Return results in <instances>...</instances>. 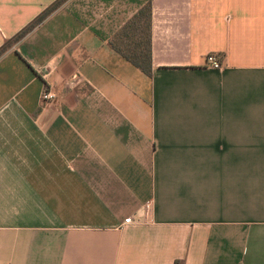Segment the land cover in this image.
Masks as SVG:
<instances>
[{
    "label": "crops",
    "instance_id": "0c3cea01",
    "mask_svg": "<svg viewBox=\"0 0 264 264\" xmlns=\"http://www.w3.org/2000/svg\"><path fill=\"white\" fill-rule=\"evenodd\" d=\"M147 1L150 75L108 43ZM175 261L264 264V0H65L0 56V264Z\"/></svg>",
    "mask_w": 264,
    "mask_h": 264
},
{
    "label": "trees",
    "instance_id": "16d2710c",
    "mask_svg": "<svg viewBox=\"0 0 264 264\" xmlns=\"http://www.w3.org/2000/svg\"><path fill=\"white\" fill-rule=\"evenodd\" d=\"M65 0H55L0 46V56L25 36ZM152 5L142 4L108 40L110 47L143 73L150 75L152 68ZM178 261H175L176 264Z\"/></svg>",
    "mask_w": 264,
    "mask_h": 264
},
{
    "label": "built area",
    "instance_id": "2783aa9c",
    "mask_svg": "<svg viewBox=\"0 0 264 264\" xmlns=\"http://www.w3.org/2000/svg\"><path fill=\"white\" fill-rule=\"evenodd\" d=\"M206 62L209 65H211V67H213V68H220L221 67V64H220L218 58L212 53H208L206 55ZM41 99L45 102H52L55 99V94L49 87L45 86L41 92ZM151 205H152L151 200L145 201V203L142 206V209H141L139 216L135 220L132 219L131 217H126L123 220V224L133 223V222H150V221H152Z\"/></svg>",
    "mask_w": 264,
    "mask_h": 264
}]
</instances>
